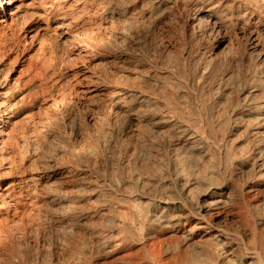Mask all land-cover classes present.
I'll use <instances>...</instances> for the list:
<instances>
[{"label": "bare ground", "instance_id": "6f19581e", "mask_svg": "<svg viewBox=\"0 0 264 264\" xmlns=\"http://www.w3.org/2000/svg\"><path fill=\"white\" fill-rule=\"evenodd\" d=\"M30 15L41 19L40 29L54 30L56 44L79 34L87 18L99 33L121 25L114 43L99 42L114 49L102 61L89 63V45L78 43L84 66L74 76L89 97L111 98L108 105L125 120L121 129L107 122L100 134L109 174L97 176L101 169L88 163L95 147L83 153L85 163H61L66 149L42 133L47 126L32 114L49 103L37 90V70L12 80L0 61V230L8 219L19 226L27 217L43 231L59 223L62 231H55L68 250L66 257L49 248L9 264H93L119 251L135 255L137 247L143 254H121L122 264H264V0H44L31 8L0 0V36ZM173 16L182 23L183 44L136 50L148 37L155 41L158 24ZM199 37L202 50L193 43ZM83 130L80 124L75 135ZM83 225L92 229L86 239Z\"/></svg>", "mask_w": 264, "mask_h": 264}, {"label": "rangeland", "instance_id": "374dc122", "mask_svg": "<svg viewBox=\"0 0 264 264\" xmlns=\"http://www.w3.org/2000/svg\"><path fill=\"white\" fill-rule=\"evenodd\" d=\"M15 1H23V2H26L28 3L29 5V8L31 7H37L42 1L44 0H15ZM32 3H31V2ZM62 2V0H61ZM30 3V4H29ZM33 5V6H32ZM31 6V7H30ZM63 12H71V10H69L68 8H64L62 10ZM29 15V14H28ZM29 17L31 18V20L29 19ZM28 18V20H27ZM174 18V19H173ZM38 19V20H37ZM59 19V20H58ZM57 20H55V22L52 23V27H55V25L57 24L58 21H60V18H58ZM23 20V22H22ZM20 21H18L19 23H16L18 25H15L16 27H13V29L11 28H7L5 30H7L6 32H3V33H6V34H1V38L4 39V38H7V41L3 42L2 39H0V43H3L2 46L0 44V50L3 49V52L6 53L5 57H1V60L2 61V66L5 68H7L8 66V69L10 70L9 72V75H10V78L12 80H15L20 78L18 77L21 76L23 77V75H25L24 72H27L28 70H30V72L26 73V75L30 74L32 71L37 70V73L38 74V77L40 80H42L39 84V88L40 86L43 87V88H37V90H39V93L40 95H44V96H47L48 100H49V103L48 104H45L43 105V107H46L45 109H41V108H35L33 109V115L36 119H38L39 117L42 118L43 120V125H46L47 127L45 128H40L42 129V133H47L49 134V136L51 137L50 139H52L56 145L58 146H64V148L66 149V151L60 155L62 157L61 158L60 156L58 157L60 162L62 163V161L64 163H67L69 160H73V162L77 163L80 159L83 158V160L85 159V157H83V153L85 155V153L87 151H90L92 150L93 151V148H94V151L95 153H93V155L91 156L90 158V161L88 162L93 168L95 166V164L99 167V169H101V171L99 173H97V176L101 177V176H104V175H107L109 174V172H107L109 170V167H107L106 164H104L103 162L101 163L102 160H104L103 156H107V152L109 151V149H106L104 148V143H102L99 138H101V135L102 133H104L105 129L107 128L106 126H108V123H111L110 125H114V126H118V128L121 129V127L123 126L121 122H123L125 120V117L123 114H120V113H117V109L114 107V106H109V105H112L110 104L111 103V98H108L107 97V100L104 99L106 97H102V96H91L89 97L92 93H86L84 92L82 89L85 88L84 86V83L82 84H79L77 83V79L76 77L74 76V73L79 70L80 68H82L84 65L81 64L82 62V59L81 58H78L75 54L78 52L76 49H77V46H78V43L79 44H87L89 45L90 49H89V54H87L88 57H84L85 59L87 58V61L89 62L90 59L91 61L90 62H98L99 60L102 61L103 57L107 56L108 54H111V52H113L112 54H114V49L110 48L111 46H106L103 47V46H99V42H102L103 44H106L105 42L108 43L109 45V40L114 41V39H117L118 36H119V29L121 25H116V27L113 26V28H115V31L114 29H109V31H104L105 29H101L100 33L97 31V29H95V27L92 25V24H89V23H92V19L89 20L88 18L86 19V23L84 24V29H80L79 28V34H75V38L73 37H70L67 39V42H63V43H60V44H56L54 43L55 42V38L53 36V29L51 28V30H47V29H40V21L41 19H39L38 17H34L31 15L30 16H26V19H22ZM27 20V21H26ZM90 22H89V21ZM118 21V20H117ZM179 20L176 18V17H172V18H169V19H166L165 22H162L161 24H158V29L156 28V31L155 33L157 34L156 35V39L155 41H153L151 38L149 39L146 38L145 39V44L143 43V45L141 46V48L143 49H136V50H139L138 52H141V51H146L148 49H152L153 47H155L154 45L156 44L157 45V42H158V45L159 47H161V44L163 41H171V42H175V44L177 46H179L180 44H183V40H182V36H181V26H182V23L181 22H178ZM26 22V23H25ZM88 22V24H87ZM119 24L123 23L122 21H118ZM117 22V24H118ZM165 23V24H164ZM21 24V25H19ZM43 25V24H42ZM89 25V26H88ZM91 26V27H90ZM18 27V28H17ZM40 27V28H39ZM88 27V28H87ZM103 27V26H102ZM119 29H118V28ZM117 28V29H116ZM11 29V31H10ZM14 29H15V33H14ZM38 29H40L38 31ZM4 30V31H5ZM81 30V31H80ZM117 30V31H116ZM104 31V34H102ZM37 32V34H36ZM84 32H88L89 35H87L86 33ZM90 32V33H89ZM97 32V33H96ZM115 32V33H114ZM116 32L118 34V36L116 35ZM177 32V33H176ZM13 33V34H12ZM76 33V32H75ZM82 33V34H81ZM94 33V34H93ZM105 33H107L105 35ZM9 36H8V35ZM15 34V35H14ZM36 34V35H35ZM83 34L85 36H83ZM97 34V35H96ZM102 36H101V35ZM5 35H7V37H5ZM33 35V36H32ZM94 35V36H93ZM105 35V36H104ZM113 35V36H112ZM117 38H116V36ZM79 36V37H78ZM89 36V37H88ZM101 36V37H99ZM4 37V38H3ZM10 37V38H9ZM13 37V38H12ZM15 37V38H14ZM43 37V38H42ZM95 37V38H94ZM114 37V38H113ZM12 38V39H11ZM52 38H54L52 40ZM81 38V39H80ZM101 38V39H100ZM109 38V40H108ZM200 39L194 41V45L197 49H203V46L205 44L204 40L201 39V37H199ZM8 39L10 41H8ZM34 39V40H33ZM45 39V40H44ZM51 39V40H50ZM70 39V40H69ZM85 39V40H84ZM89 39V40H88ZM91 39L93 41H91ZM19 40V41H18ZM72 40V41H71ZM79 40V41H78ZM95 40V42H94ZM101 40V41H100ZM103 40V41H102ZM2 41V42H1ZM30 41V42H29ZM43 41V42H42ZM46 41V42H45ZM77 41V42H76ZM85 41V42H83ZM87 41V42H86ZM160 41V42H159ZM19 42V43H18ZM83 42V43H82ZM92 42V44H91ZM98 42V44L96 45V43ZM181 42V43H180ZM7 44L4 46V44ZM44 45H42V44ZM46 43V44H45ZM69 43V44H68ZM114 43V42H112ZM11 46H9V45ZM15 44V45H14ZM148 44V45H147ZM44 48L42 49L41 46ZM202 45V46H201ZM24 46V47H23ZM94 48H93V47ZM2 47V48H1ZM4 47V48H3ZM10 47V48H9ZM54 47V48H53ZM92 47V49H91ZM108 47V48H107ZM194 47V49H195ZM202 47V48H201ZM6 48V49H5ZM8 48V49H7ZM21 48V49H19ZM43 50L41 53H40V50L41 49ZM102 48V49H101ZM62 49V50H61ZM95 49V50H93ZM105 49H108L107 51ZM5 50V51H4ZM9 52H7V51ZM37 50V51H36ZM46 50V51H44ZM51 50V51H50ZM98 52H97V51ZM113 50V51H112ZM111 51V52H110ZM50 52V53H49ZM53 52V53H52ZM97 52V53H95ZM137 52V51H135ZM40 55H38V54ZM8 54V55H7ZM44 54V55H43ZM96 54V55H94ZM103 54V55H102ZM104 54H107L104 56ZM17 55V56H15ZM52 55V56H51ZM91 57H90V56ZM98 55H100L98 57ZM31 56V57H30ZM34 56V57H33ZM49 56H51L49 58ZM97 56V57H96ZM102 56V57H101ZM9 57V58H8ZM37 57V58H36ZM38 57L39 59H41V62L40 60H38ZM101 57V58H100ZM4 58V60H3ZM24 58H27L26 61H23ZM32 58V59H31ZM54 58V59H53ZM93 58V59H92ZM37 59V60H36ZM46 59V60H44ZM49 59V60H47ZM53 59V60H52ZM84 59V60H85ZM95 59V60H94ZM102 59V60H101ZM10 60V61H9ZM33 62V60L35 61V63L33 62V67H29V62L30 61ZM51 60V61H50ZM5 61V62H4ZM87 61H84V63L86 62L88 64ZM24 62V63H23ZM28 62V63H27ZM42 62H44V64L42 65ZM46 62V63H45ZM50 64H49V63ZM89 62V63H90ZM10 63V64H9ZM48 63V64H47ZM54 63V67H49L47 65H53ZM58 64L56 65V64ZM23 64V65H22ZM38 64V65H37ZM6 65V66H4ZM35 65L36 67L40 68L38 70V68L36 69L35 68ZM22 66V67H21ZM45 68H43V67ZM110 67L108 68L109 70L111 69H114L115 66H111L109 65ZM47 67V68H46ZM13 68V69H12ZM59 68V70H58ZM33 69V70H31ZM45 69V70H44ZM52 69V71H50ZM53 69H55L57 72H55V70L53 71ZM118 69V67H117ZM120 69V68H119ZM22 72H21V71ZM41 71V72H40ZM48 71V72H47ZM50 72V73H49ZM55 72V73H54ZM21 73V74H20ZM23 73V74H22ZM44 73V74H43ZM46 73V74H45ZM48 74V76H47ZM49 74H53L52 75H49ZM58 74V75H57ZM5 75V73L2 74V76ZM43 75H45L46 77H44ZM56 75V76H54ZM64 75V76H63ZM43 76V77H41ZM63 76V77H61ZM66 76V77H65ZM18 77V78H17ZM41 77V78H40ZM66 79H65V78ZM43 78V79H42ZM46 78V79H45ZM63 80L61 83L58 82L60 81L61 79ZM69 78V79H67ZM38 79V82L40 81ZM60 79V80H59ZM45 80V81H44ZM58 80V81H57ZM68 80V81H67ZM57 83H56V82ZM70 81V82H69ZM43 82V83H42ZM56 83V84H55ZM62 84V86H61ZM68 84V85H67ZM51 85V86H50ZM53 85L56 87L54 88ZM59 85V86H57ZM67 85V86H66ZM71 85V86H70ZM83 86V87H82ZM59 87V88H58ZM73 87V88H72ZM41 90V91H40ZM46 92H45V91ZM53 91V96L51 95L52 93H49V92H52ZM43 91V92H42ZM59 92V93H58ZM49 95H48V94ZM85 93V94H84ZM59 94V95H58ZM68 94V95H67ZM54 97V98H51L50 97ZM97 97H100V98H97ZM56 98H58V100L55 101V105L52 106V102H51V99L52 100H55ZM90 98V99H89ZM62 99V100H61ZM108 102V100H110L108 103L105 104V101ZM103 100V102H102ZM59 101V102H58ZM61 101H63L62 103H60ZM68 102V103H67ZM59 103V104H58ZM104 103V104H103ZM53 104H54V101H53ZM59 106H58V105ZM109 104V105H108ZM108 105V106H106ZM71 106V107H70ZM109 107V108H108ZM58 108V109H57ZM112 108V109H111ZM114 108V109H113ZM40 111H39V110ZM36 110V111H35ZM38 110V111H37ZM59 110V111H58ZM61 110V111H60ZM43 111V112H42ZM113 113H112V112ZM115 111V112H114ZM48 112V113H46ZM70 112V113H69ZM36 115H35V114ZM114 114V115H113ZM116 114V115H115ZM111 115V116H110ZM76 116V117H75ZM95 116V117H94ZM106 116V117H105ZM110 116V117H109ZM119 116H123V117H119ZM95 118L96 122L95 121ZM105 118V119H103ZM107 118V120H106ZM121 118V119H120ZM124 119V120H123ZM87 120V121H85ZM103 120V121H102ZM104 120H106L104 122ZM115 120V121H114ZM117 120L119 123H117ZM45 121V122H44ZM60 123H59V122ZM79 121V122H78ZM102 121L103 124H101L100 122ZM121 121V122H120ZM57 122V123H56ZM63 122V123H62ZM84 122V123H83ZM87 122V123H86ZM108 122V123H107ZM117 124H116V123ZM46 123V124H45ZM59 123V125H57ZM87 125H86V124ZM88 123L89 126H88ZM121 123V124H120ZM78 127L80 126V124L82 125L83 124V129H85V131L83 130V134H81L80 136H76L75 135V130H77L78 127H76L75 125ZM85 124V125H84ZM42 125V124H41ZM91 125V126H90ZM61 126V128H60ZM105 126V127H104ZM52 127V128H51ZM58 127V128H57ZM73 127V128H72ZM89 129L88 131L86 130V128ZM89 127V128H88ZM104 127V129H103ZM47 128V130H46ZM58 130V131H57ZM74 130V131H73ZM39 131V130H38ZM46 131V132H45ZM51 131V132H50ZM54 131V132H53ZM86 132V133H85ZM41 133V132H40ZM56 133V134H55ZM59 133V134H58ZM47 134V135H48ZM87 134V135H86ZM94 134V135H93ZM86 137H85V136ZM90 135V136H89ZM100 135V136H99ZM76 136V137H75ZM84 136V137H83ZM99 136V137H98ZM96 137V138H95ZM235 136H230L228 137V139L230 140L231 138H233ZM80 138V139H78ZM62 139V140H61ZM98 139V140H97ZM93 141V142H92ZM99 141V142H98ZM61 142V143H60ZM90 142V143H89ZM99 143L101 146H99ZM69 144V145H68ZM96 144V145H95ZM103 145V146H102ZM46 146V145H45ZM73 146V147H72ZM90 146V149L87 150V148H89ZM116 150L120 149L119 147V144L116 145ZM56 147V146H55ZM67 147L69 148V150L67 149ZM72 147V148H71ZM92 148V149H91ZM97 148V149H96ZM102 150H101V149ZM48 149V148H46ZM83 149V150H82ZM86 149V150H84ZM97 151H96V150ZM72 150V151H71ZM68 151V152H67ZM71 151V152H70ZM79 151V152H78ZM81 151H83L81 153ZM78 154H76V153ZM98 152V153H97ZM67 153H72L71 155L70 154H67ZM76 154V155H75ZM75 156H77L76 159ZM73 156V157H72ZM94 156V158H93ZM70 157V158H69ZM73 158V159H72ZM66 159V160H65ZM78 160V161H76ZM82 160V161H83ZM80 161V162H82ZM93 161V162H92ZM70 163L72 164V161H70ZM68 163V164H70ZM83 163H85V160L83 161ZM87 163V162H86ZM74 164V163H73ZM102 166V167H101ZM104 169V170H103ZM110 171V170H109ZM105 172V173H104ZM104 173V175H103ZM107 173V174H106ZM99 174V175H98ZM263 192V193H262ZM260 195L261 197H264V188L260 190ZM262 200V199H261ZM91 201H93V199H91ZM263 203H264V200H262ZM261 201V202H262ZM85 205L88 204V206L90 207V205H92L90 202V200H88V202H84ZM90 204V205H89ZM264 205V204H262ZM55 211L57 209H54ZM61 210V209H60ZM58 210L56 211L55 215L57 216H60L62 213L61 211ZM52 214V213H51ZM50 214V215H51ZM25 217V223H22L21 225L19 224V226H16L15 223H11L10 222V219L9 222L8 220L5 221L3 220V222L5 223H2L4 224V226L6 224L5 229L4 227L1 228L0 230V264H9V262H11L12 260H21V257H25V258H28L29 255L32 256V255H37V256H42L44 254V252L51 248L55 251V253L60 256V257H63L66 255V253H68V250H67V245H63L62 244V241L61 238H60V234L61 232L59 231H55V229H61L60 231H62V228H58L61 227V224L59 225V223H54L52 225H55V227L53 228V231L50 230V229H44V231H47L44 232L43 231V228L40 227V226H30L29 225V220ZM14 225V226H13ZM29 225V226H28ZM3 226V225H2ZM90 225H87L88 227V230L86 225H83L82 227L80 226L81 229H85L86 230V234L84 233V230H81L82 232V236L85 238V236L88 235V237L90 236V233L92 231V229L90 230ZM9 227V228H8ZM35 227V230H33ZM36 227L38 229H36ZM25 228V229H24ZM32 228V229H31ZM41 228V229H40ZM9 229H12L8 232ZM15 229V230H14ZM17 230V231H16ZM55 231V232H54ZM13 232V234H12ZM51 232L53 234H51ZM58 232V233H57ZM46 233V235H45ZM89 233V234H88ZM2 234V235H1ZM12 234V235H11ZM17 234V235H16ZM10 235V236H9ZM51 235V237H50ZM52 235L55 237H52ZM85 235V236H84ZM6 236V237H5ZM39 236V237H38ZM48 236V237H47ZM11 237V239H10ZM14 237V238H12ZM47 237V238H46ZM58 237V238H57ZM86 237V238H88ZM7 238V239H6ZM44 238V239H43ZM53 238V239H52ZM60 238V239H59ZM85 238V239H86ZM14 239V240H13ZM36 239V240H35ZM47 239V240H46ZM49 240V241H48ZM250 239H248L249 241ZM2 241V242H1ZM10 241V242H9ZM172 240L170 238H168L165 243L166 244H169ZM12 242V244H11ZM48 242V243H47ZM56 242V243H54ZM42 243V244H41ZM51 244V245H50ZM56 247H55V245ZM49 245V246H48ZM62 245V246H61ZM66 246V247H65ZM61 247V249L59 248ZM63 247L66 249H63ZM38 248V249H37ZM59 248V249H58ZM63 250V251H62ZM138 247L135 248V251L132 253V254H135V255H128V252H124V251H120L119 252H116V253H113L111 254L110 256H102L101 258L100 257H95L93 258V261L92 263L93 264H122V258L120 259L119 257H123L125 256V258L127 259L128 258H132L133 256H138V252H140L141 254H143L142 250L138 251ZM59 251V252H58ZM19 252V253H18ZM59 253V254H58ZM41 254V255H40ZM61 254V255H60ZM63 254V255H62ZM122 254V255H121ZM120 255V256H119ZM27 256V257H26ZM140 256V254H139ZM66 257V256H65ZM130 258V259H131ZM11 259V260H10ZM100 259V260H99ZM9 260V262L7 261ZM18 260V261H19ZM116 261V262H115ZM121 261V262H119ZM8 262V263H7Z\"/></svg>", "mask_w": 264, "mask_h": 264}]
</instances>
